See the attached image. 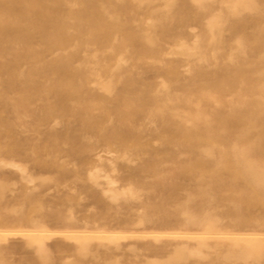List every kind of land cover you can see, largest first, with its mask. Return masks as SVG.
<instances>
[{
  "label": "rangeland",
  "instance_id": "374dc122",
  "mask_svg": "<svg viewBox=\"0 0 264 264\" xmlns=\"http://www.w3.org/2000/svg\"><path fill=\"white\" fill-rule=\"evenodd\" d=\"M19 1L0 17L84 19L0 43V264H264V176L232 148L264 165V0ZM70 48V82L35 73Z\"/></svg>",
  "mask_w": 264,
  "mask_h": 264
},
{
  "label": "bare ground",
  "instance_id": "6f19581e",
  "mask_svg": "<svg viewBox=\"0 0 264 264\" xmlns=\"http://www.w3.org/2000/svg\"><path fill=\"white\" fill-rule=\"evenodd\" d=\"M19 1V0H18ZM21 1V0H20ZM19 1V2H20ZM85 1V0H82ZM235 1V0H234ZM21 3V2H20ZM159 6V5H158ZM163 6V4H162ZM165 6V5H164ZM99 10H97L98 12V16H96L95 18V37L96 39H103L105 37H107L113 28H116L117 30L121 28V21L119 19V13L116 12L115 13V17L117 18L116 22L112 23L109 22V17H111L110 13L107 15V10L106 7L104 5L103 2L99 3ZM15 9V6H13V4H8V6H5V4H3V2H0V14H5L4 12H12ZM56 12V8L53 5H45V4H37L34 2H27L26 3V7L24 12L28 13V14H32V15H37L40 13H50V12ZM69 14L71 15L72 13H74V9L72 7H69L68 9ZM88 11V10H85ZM90 11V10H89ZM96 12V13H97ZM92 15V14H91ZM213 15V14H212ZM90 16V15H89ZM84 17V16H82ZM82 17H78L77 21L70 19V20H63L60 18H49V19H43V20H38L36 18L33 17H29L27 20L23 21L20 19H17L15 17H0V43H3L4 40L8 37L5 32L8 29V27H14L16 30V34L15 37L18 36H22L24 34V31L26 32L28 29H42V30H46V29H51L54 30L53 32V36L51 38V40L46 41L45 45H50V44H57V45H63L65 42H67L71 36V34H73V32H77V33H82V23L81 20H83L84 18ZM95 17V14H94ZM152 17V16H151ZM173 17V16H172ZM89 18V17H87ZM149 18V17H148ZM162 18V17H161ZM214 21V20H213ZM211 28V27H210ZM222 29V28H221ZM9 31V30H8ZM30 33V32H29ZM76 34V33H75ZM25 35V34H24ZM74 35V34H73ZM24 37V36H23ZM26 37V36H25ZM150 39V38H149ZM195 40V39H194ZM176 46V45H175ZM187 47V46H186ZM190 48V47H188ZM187 48V49H188ZM194 48V47H193ZM2 52V51H1ZM74 53V49L70 48L69 50H67L66 52L63 53H59L53 57L51 60L47 61L43 67H37L36 68V74H38L40 71L42 70H50V71H63L65 73V76L63 78V80L65 82H70L72 80V73L70 72V68L68 67L67 63V58L69 56H71ZM1 55V54H0ZM229 55V54H228ZM123 59V58H121ZM82 61V60H81ZM122 61V60H121ZM119 62V61H118ZM84 63V62H83ZM119 64V63H118ZM114 68V67H113ZM26 78H24V80H27L28 82H33L35 81L32 77L29 76H25ZM72 84V83H71ZM107 86V85H106ZM165 86V85H164ZM101 100V99H100ZM252 112V111H251ZM252 126V125H251ZM254 128V127H253ZM204 136L206 139L212 140V138L210 137V132H207L205 134H202L200 131H190L186 134V140L188 142H193L192 140L200 138ZM151 141V140H150ZM156 141V140H155ZM259 143V142H258ZM219 144V143H218ZM232 148L235 150V154L238 158H240L241 160L244 161L246 169L243 171H237L235 174L236 175H242V176H264V165H259L258 163H256L252 156H251V147H250V143H246V144H240L239 142L235 141L232 144ZM264 146V145H263ZM229 146H226L225 148V152L228 153L229 152ZM111 151V150H110ZM258 151V150H257ZM112 152V151H111ZM114 152V151H113ZM112 152V153H113ZM108 153V152H107ZM123 153V152H122ZM125 154V152H124ZM230 154V153H229ZM204 155H213V152L207 147L204 148L202 150H198V158L196 159V164L201 162L203 163V161L201 160V157ZM118 157V156H117ZM61 159V158H60ZM3 159H1L2 162ZM4 162V161H3ZM9 164L10 162L7 161ZM14 163V161H12ZM6 162H4L5 164ZM225 163H228V159H226ZM7 164V163H6ZM198 164V165H200ZM18 165V164H17ZM18 169H20L18 167ZM23 171V170H22ZM32 175V174H31ZM22 176V175H21ZM33 176V175H32ZM28 177V176H27ZM31 177V176H30ZM34 177V176H33ZM23 178V177H22ZM29 178V177H28ZM258 178V177H256ZM255 178V180H256ZM28 180V179H27ZM112 180V179H111ZM110 180V181H111ZM12 183L13 180H11ZM31 181V180H28ZM109 181V183H110ZM114 183V182H113ZM248 183V182H247ZM11 184V183H10ZM254 189V188H253ZM13 191V190H11ZM124 191V190H123ZM122 191V192H123ZM116 194V193H115ZM258 195V194H257ZM115 196V195H113ZM41 203V202H40ZM35 207V206H33ZM14 208V206H13ZM38 208V207H37ZM36 208V209H37ZM35 210V209H34ZM33 212V211H32ZM2 220V219H1ZM0 220V221H1ZM36 221V220H34ZM33 221V222H34ZM214 222V221H212ZM37 223V222H36ZM38 224V223H37ZM211 227V225H210ZM209 228V226H208ZM32 230V229H31ZM4 231V230H3ZM9 231V230H8ZM22 231V230H21ZM35 231V230H33ZM40 231V230H39ZM43 231V230H42ZM41 231V232H42ZM48 231V230H47ZM51 231V230H50ZM55 231V230H54ZM60 231V230H59ZM66 231V230H65ZM76 231V230H75ZM103 231V230H102ZM14 232V231H13ZM25 232V231H24ZM61 232V231H60ZM69 232V231H68ZM79 232V231H78ZM105 231H103L104 233ZM117 232V231H116ZM148 232V231H147ZM163 232V231H162ZM179 232V231H178ZM127 233V232H126ZM143 233V232H142ZM171 233V232H170ZM195 233V232H194ZM199 233V232H198ZM232 233V232H231ZM102 234V233H101ZM141 234V233H140ZM168 234V232H167ZM104 235V234H103ZM233 235V234H232ZM245 235V234H244ZM253 235V234H252ZM242 236V235H241ZM261 236V235H260ZM264 237V236H261ZM243 238V237H242ZM257 237H255L254 239H256ZM260 238V237H259ZM96 240V239H95ZM249 240V239H248ZM258 240V239H257ZM256 240V241H257ZM260 241V240H258ZM252 242H255L254 240ZM43 244V243H42ZM183 244V243H182ZM233 244V243H232ZM231 244V245H232ZM253 244V243H252ZM248 245V244H247ZM257 245V244H256ZM264 245V244H263ZM261 246V245H260ZM242 247V246H241ZM245 247V246H244ZM248 247V246H247ZM250 247V246H249ZM263 248V247H262ZM246 249V248H245ZM251 249V248H250ZM253 249V248H252ZM45 250V249H44ZM47 250V249H46ZM45 250V251H46ZM198 250V249H197ZM254 250V249H253ZM257 250V249H256ZM264 250V249H263ZM262 250V251H263ZM250 252V250H248ZM255 251V250H254ZM177 252V251H176ZM191 252V251H190ZM196 252V251H195ZM199 252V250H198ZM202 252V251H201ZM260 252V251H259ZM40 253V252H39ZM197 253V252H196ZM252 253V252H251ZM250 253V254H251ZM242 254V253H241ZM249 254V255H250ZM253 254V253H252ZM255 254V253H254ZM264 254V252H263ZM200 255V254H199ZM202 255V254H201ZM205 255V254H204ZM229 255V254H228ZM245 255H247V252H245ZM43 256V255H42ZM206 256V255H205ZM177 257V256H176ZM245 257V256H244ZM248 257V256H247ZM259 257V256H258ZM67 258V257H66ZM186 259V258H185ZM3 259H1L2 261ZM69 260V259H67ZM153 260V259H152ZM8 261V260H7ZM1 263V262H0ZM3 263V262H2ZM162 263V261H161Z\"/></svg>",
  "mask_w": 264,
  "mask_h": 264
}]
</instances>
